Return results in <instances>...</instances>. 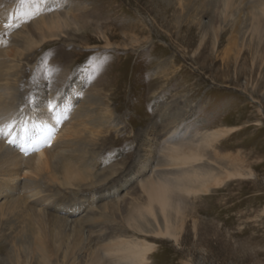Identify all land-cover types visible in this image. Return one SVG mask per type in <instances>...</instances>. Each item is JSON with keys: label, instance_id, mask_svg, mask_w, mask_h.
<instances>
[{"label": "rangeland", "instance_id": "rangeland-1", "mask_svg": "<svg viewBox=\"0 0 264 264\" xmlns=\"http://www.w3.org/2000/svg\"><path fill=\"white\" fill-rule=\"evenodd\" d=\"M152 3L55 0L52 11L41 8L25 23L29 5L0 0V125L10 117L17 118L13 127L33 123L34 139L42 112L66 108L60 126L82 131L70 137L69 151L85 155L84 164L89 158L92 173L86 186L62 190L37 178L43 191L56 196L26 210L36 220L41 212L48 234L61 238L66 232L60 252L51 255L53 264H62L67 244L69 264H119L103 251L119 241L153 246L147 264H264V59L253 61L248 49L239 55L230 33L216 42L210 17L203 18V30L174 26L173 13L163 19ZM9 16L20 17L19 28L4 29ZM58 16L61 25L41 34L43 20ZM134 18L144 25L137 39ZM28 31L32 48L22 39ZM217 131L229 133L207 147L203 139ZM53 139L30 151L48 149ZM175 147L204 159L194 167L171 164L168 149ZM27 149L18 152L27 155ZM193 171L213 181L206 193L180 196L177 241L158 237L150 226L144 232L127 226L129 210L146 201L142 184L159 178L191 183ZM18 176L16 191L0 190V246L7 241L0 264H16L13 245L30 219L16 203L26 198L24 188L35 176L26 170ZM63 198L66 203L55 202ZM26 248L18 245L20 264H43Z\"/></svg>", "mask_w": 264, "mask_h": 264}, {"label": "bare ground", "instance_id": "bare-ground-1", "mask_svg": "<svg viewBox=\"0 0 264 264\" xmlns=\"http://www.w3.org/2000/svg\"><path fill=\"white\" fill-rule=\"evenodd\" d=\"M152 5L156 7L155 9L153 8L154 10L165 16L163 19L166 18V15L173 13L171 16V24L174 26H181L186 23L193 28L203 30L205 28L202 23L203 18L206 16L210 17L211 23L209 24V28L214 39H216V42L220 41L223 36L230 33L231 37L229 40L232 39L233 45H235L236 48L241 47L238 51L239 55L242 54L243 49H248L249 53L252 54L253 61L258 60L259 57L264 59V0H153ZM2 18L3 16L0 12V19ZM66 18L67 17H65V20H67ZM62 19L61 16H58L56 19L51 18L49 21L43 20L42 26H39V31L41 34H44L45 31L51 33L53 29L61 25L60 21ZM134 20L136 21L132 23V30L136 33L134 39H137V31L139 28L144 27V25H142L143 22L140 20L136 18H134ZM155 24H158L156 20ZM207 35L208 33L206 32L205 35L201 37L202 44ZM31 36V32L28 31L24 38H22L29 48H32L36 44ZM246 37H248V48L247 43H245V40H247ZM150 38V35H145L144 40L149 42ZM240 39L242 40L241 42ZM52 106L56 107L55 103H53ZM65 110L66 108L60 109L59 107H56L51 110V112L50 110L42 112L43 114L36 122L37 133L34 139H30L33 132V125H35L33 123L31 124L32 126L30 125L31 128L29 129L23 128L20 124L18 126L16 125V127L12 128L8 137L0 135V152L3 150V147L6 148V152H2L4 155L0 158V190L6 192L7 190L9 192L12 190L16 191L18 187V175L24 170H26V173L35 176V179H30L29 182L31 183L26 184V187L24 188L27 194L26 198L22 200L23 202L19 201L16 203L19 208H22V212L28 213L27 215L30 217L29 222L26 223L24 227H21L23 237L17 239L13 245L12 251L15 256L12 259L16 264H20L22 259L20 251L17 250L18 245H23L24 250H27L26 245H29V247L31 246L32 254H38V257L43 264H53L51 255H58L60 252V245L64 243V237L66 235L65 231L61 233V238L59 236L55 237L52 234H48L45 226L46 221L40 215L41 212L38 211V216L40 217L39 220H36L33 213L26 210L28 204L34 202L39 204L42 199L46 202H51L56 196L52 197L46 193V191H43L41 187L37 185L39 184L37 178L49 184H56L60 190L75 187L80 188L86 186L85 183L92 180V173L90 171L91 167L88 166L90 165L88 156H86V158H88L87 163L85 161L87 164L86 166L83 162L85 155L73 154L72 151H69V147L72 146L71 140H69L70 137L79 135L82 131L76 130L71 133V127L68 129L67 126H60L65 117ZM3 120L5 122H11L13 126H15L14 124L16 123L17 118L10 117L7 119L4 118ZM228 133L229 131L214 132L207 138H204L203 143H205L207 147H210V145L213 147V144H211L212 142L215 144L220 138L227 136ZM54 135H56L55 140L53 139ZM90 135L92 136L93 134L90 133ZM52 139L55 144L53 146L49 145L50 147L47 146L48 149L42 148L35 154L33 153L34 151H30V149L36 145L46 146L52 141ZM8 140H14L15 143L9 144L7 142ZM24 145L28 148L27 155L18 152ZM12 146H16L17 150H12ZM78 153L85 154L82 152ZM6 157L9 160L4 163L3 160ZM167 157L171 164L177 166L190 165L189 167H194L195 164L202 162L204 159V156L198 152L191 149L183 150L178 147L168 149ZM193 173H195L193 176L194 180L191 181V183L181 182L183 180L170 182L165 178H159L156 180L150 179L149 182L142 184L140 188L146 197V201L145 203H137L133 205V208L129 210L128 215L126 216L127 226L138 232H144L145 228L150 226L153 227L155 235L158 237L177 241L178 231L180 229L178 220L181 218V205L183 204L180 200V196L188 197L200 193H206L208 191V185L213 181L212 179H209V176H202L194 171ZM187 175L191 174L187 173ZM228 175L229 177L243 176L241 172H228ZM214 181L218 182V180ZM193 184H198V186H194ZM73 198L76 199V196ZM55 202L61 204L66 203L64 198L56 199ZM15 209H18V207ZM1 217H3V212ZM160 218L163 223L160 222ZM14 221L15 220L9 222L11 227H15ZM59 224L62 225V227L63 224L65 225L63 220L60 219L58 221V225ZM76 227L74 233L75 236L79 237L81 235V227H79V231L77 230L78 226ZM34 229L37 231V234H39L36 239L34 238ZM50 236L52 237L51 243L46 241ZM10 241L12 242V240ZM6 245L7 241L2 243V246H0V252L5 250L4 248ZM152 247L148 246L146 243L119 241L118 244H109L108 247H104L103 251L108 256L116 255L114 260L119 264H147V254L153 250ZM62 252L63 257L61 263L69 264V256L70 252H72V250H70V245L67 244L66 251ZM90 264H98V261L93 259Z\"/></svg>", "mask_w": 264, "mask_h": 264}, {"label": "snow or ice", "instance_id": "snow-or-ice-1", "mask_svg": "<svg viewBox=\"0 0 264 264\" xmlns=\"http://www.w3.org/2000/svg\"><path fill=\"white\" fill-rule=\"evenodd\" d=\"M21 5H29V9L27 12L24 13L27 16V19L24 21L25 23L34 18L35 14H39V10L43 8L44 11H52V3H55V0H19ZM47 5V7H44ZM20 17L18 16H9L7 21L3 24L4 29L11 30L15 28H19L20 24L17 23ZM13 128V124L11 122H6L0 125V135L8 137L11 133ZM9 144H14V140H8Z\"/></svg>", "mask_w": 264, "mask_h": 264}]
</instances>
